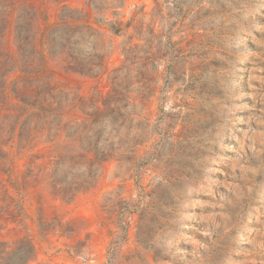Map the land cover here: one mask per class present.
Listing matches in <instances>:
<instances>
[{
    "label": "rangeland",
    "instance_id": "1",
    "mask_svg": "<svg viewBox=\"0 0 264 264\" xmlns=\"http://www.w3.org/2000/svg\"><path fill=\"white\" fill-rule=\"evenodd\" d=\"M0 264H264V0H0Z\"/></svg>",
    "mask_w": 264,
    "mask_h": 264
},
{
    "label": "trees",
    "instance_id": "2",
    "mask_svg": "<svg viewBox=\"0 0 264 264\" xmlns=\"http://www.w3.org/2000/svg\"><path fill=\"white\" fill-rule=\"evenodd\" d=\"M85 30H87L88 32H90V34L92 33V28L91 27H89V26H85V27H83ZM86 52L87 51H84V50H82V49H78V54H79V60L82 58V57H84L85 56V54H86ZM31 56H33V53H31L30 54V57ZM82 59H84V58H82ZM28 61H31V60H28L27 59V61L26 62H28ZM82 61V60H81ZM69 70L71 71V72H73V73H78V74H81V75H83V76H92V77H96V76H98L101 72H102V70H103V63L102 62H99V63H97V64H95V65H89L88 66V64L86 63V64H79V66L78 67H76V68H69ZM23 72V74L24 75H26L27 77H32V78H39V76H40V74H41V72H40V70L39 69H36V68H32V69H30V70H26V71H22ZM40 72V73H39ZM5 75H4V77H6V75L8 74V72H5L4 73ZM42 102H41V105H40V110H43L44 112H46V114L49 112V110L51 111V104L49 103V102H47V100L46 99H42L41 100ZM50 108V109H49ZM45 114V115H46ZM42 116H44V115H42ZM105 159H102V158H99L98 159V161L100 162V161H104ZM90 186V184H88L87 186H82V185H79L78 187L79 188H77V189H75L74 191L75 192H73V195H74V193L76 194V193H78V191H80L81 189H87L88 187ZM62 193H63V196L64 195H68L67 194V190H64V191H62ZM69 193V192H68Z\"/></svg>",
    "mask_w": 264,
    "mask_h": 264
}]
</instances>
